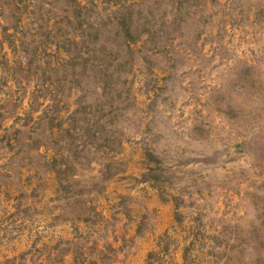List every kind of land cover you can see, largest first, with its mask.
<instances>
[{
    "label": "rangeland",
    "instance_id": "374dc122",
    "mask_svg": "<svg viewBox=\"0 0 264 264\" xmlns=\"http://www.w3.org/2000/svg\"><path fill=\"white\" fill-rule=\"evenodd\" d=\"M0 264H264V0H0Z\"/></svg>",
    "mask_w": 264,
    "mask_h": 264
}]
</instances>
